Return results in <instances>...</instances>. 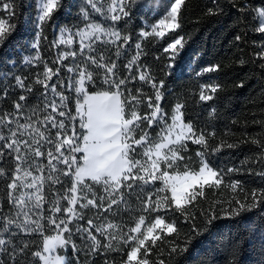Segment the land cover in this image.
<instances>
[{"label":"trees","instance_id":"16d2710c","mask_svg":"<svg viewBox=\"0 0 264 264\" xmlns=\"http://www.w3.org/2000/svg\"><path fill=\"white\" fill-rule=\"evenodd\" d=\"M37 1L0 0V9H3L4 4H9L12 9L10 19L7 9L0 10V18L8 20V26L11 27L10 34L6 36L3 43H0V116L8 113L10 114L9 119L13 121L18 119L20 123H25V117L30 116L35 122L38 119L42 121L46 115L51 114L57 120L64 119L67 124L66 117L58 116V111L61 110L59 107L57 112H52L51 107L45 108V105L53 100L59 106L60 100L51 92L50 87L45 89L36 83V79L38 74L43 73L45 63L54 70L60 67L59 77L53 76L52 81L48 83L51 85L58 79L63 81V87L57 85V91H62L69 97V107L72 114H75V92L68 85L70 78H75L77 73L68 72L67 67L75 64L83 66L86 62V55H80V45L76 41L71 47L57 44L56 34L61 27H67L73 31L85 27L87 22L79 15L84 0H61V6L54 13L53 19L48 21L43 28L39 37V47L33 48L32 45L37 42L36 33L41 31L34 23ZM108 2L109 0H104L102 6L106 7ZM172 2L174 0H135V3L131 5V16L116 25L131 38L121 56L117 58L116 46L101 41H94L95 51L90 54L96 56L97 59L99 54H103L107 60L115 61L117 78L129 77L131 72L136 79L129 80L126 88L131 89L133 95L137 94L138 89L141 90L143 97L154 95L151 83L139 80L141 72L148 73L157 83L163 80L164 99L161 105L164 111L170 115L175 104L182 103L185 122H191L198 132L204 131L210 146L218 145L222 141L233 143L235 145L233 148L225 147L216 153H211L209 149V160L213 166L223 169L225 173L228 168H236L239 171L226 174L224 183L219 187H206L203 196L187 206V220L184 214L171 209L161 213L169 220L174 219L179 231L178 234L158 241L149 259L153 262L163 259L166 264H264V202L251 211L241 212L239 216L228 217L222 211L229 207V201H233L232 206H236L235 199L244 201L248 196V202H251L249 195L251 191L264 189V175H260L264 173V58L261 56L262 47H264V33L257 31L259 27L257 13L259 10H264V0H185L179 29L167 33L162 39L154 36L142 39L139 31L144 26L156 23L163 18ZM209 9L213 10V14H209ZM88 11L90 19L101 20L99 14H94L90 7ZM105 23H111V21ZM149 29L148 27L146 31H150ZM181 36L184 38V47L176 58V67L169 72L167 65L170 63L171 53L165 52L164 49L173 42V37ZM107 39L108 37L101 38V40ZM137 42L141 44L140 55L136 63L128 68L126 67L128 61L138 51L135 48ZM66 51H76L75 60L69 57L67 60L54 63L59 55ZM85 53L88 54L87 49ZM37 55L40 57L39 60L35 59ZM26 59L32 62L28 63ZM212 65H219V70L202 72L203 68ZM87 67L96 73L95 84L90 86V91L106 87L102 80L103 70L96 68L91 62H87ZM197 73L201 74L197 75ZM16 76L24 79L25 85L31 86L32 91L28 92L17 86ZM40 78L43 79V76L41 75ZM202 84L220 85L215 93H208L213 96V99L200 100ZM21 95L26 96L27 99L20 101ZM16 102L23 105L19 112L14 107ZM33 109L36 114H33ZM63 110L68 111V109ZM140 111L143 114L150 110L147 109L145 103ZM36 126L55 139L57 129L51 128L50 124L47 128L44 124ZM75 126L79 130L78 120ZM10 128H15V123L7 127L0 125V134L9 136ZM142 128L146 129L153 139L159 132L156 125L148 128L146 122L142 124ZM212 132L215 136L210 135ZM26 138L27 136L21 137V139ZM253 140L258 143H253ZM2 143L0 141V144ZM41 144L45 152L53 147L45 141H41ZM199 150H201L200 145L188 141V151L183 155L192 158L191 167H196L198 158L195 153ZM8 151L5 149V157L0 159V168H3L6 174L5 177H0V205L3 206V212L0 215L13 216L15 209L7 201L6 185L10 182L8 178L11 177L17 162L14 156L7 155ZM38 159L47 166L46 155ZM53 163L57 162L54 160ZM57 166L65 167L59 164ZM33 173L40 175L35 169ZM48 174L49 169L45 167L43 175ZM61 179L62 184L51 185L50 181L46 182L45 193L49 200L56 193L62 195L70 187L69 177L61 176ZM231 180H240L241 188L233 192L227 187ZM49 186L52 189L51 192H49ZM161 186V182L156 181L154 185L146 186L144 192L135 186L131 190L126 187L122 188L123 200L113 205L108 211L104 210L107 207V199L104 201V208L89 206L80 209L79 204L76 205L83 219L74 220L70 225L72 230L70 240L75 243L78 251L73 252L69 246L67 254L81 264H106V262L107 264H123L126 260V251L129 250L124 244L116 245L120 251L102 248L93 255L90 251L91 241L87 239V232H78L76 229L78 227L88 228V220L91 219L96 226L104 225L106 228L107 224L112 222L127 232L129 228L135 226L136 219L142 214L139 210L142 207V201L147 198V193ZM19 191L14 195H18ZM93 191L97 196H106L101 185H93ZM88 196L91 198V193H88ZM84 202L81 201V203ZM61 204L66 206L67 201L62 200ZM44 209L45 215H49L48 204L44 205ZM209 209L215 211L218 219L213 221L207 231L194 236L186 253L169 256L172 242L181 247L184 246L186 238L193 235L192 224L201 228L204 223L203 214ZM60 215L57 214V216ZM2 223L3 221L0 220V224ZM12 230L18 233L12 238L18 246L21 241L29 243L27 254L22 261L18 260V264H30L31 252L40 245L41 237L37 234L25 235L14 227ZM114 231L116 230L107 229L108 233ZM45 232L46 234L55 233L47 227ZM92 232L102 244L107 243L105 237L95 232L94 228ZM0 238L8 239L9 236L4 233ZM161 251L163 255H160ZM3 259L5 264H9L6 255Z\"/></svg>","mask_w":264,"mask_h":264},{"label":"snow or ice","instance_id":"6c2138e0","mask_svg":"<svg viewBox=\"0 0 264 264\" xmlns=\"http://www.w3.org/2000/svg\"><path fill=\"white\" fill-rule=\"evenodd\" d=\"M134 3L135 0H109L105 7L102 6L104 0H84L81 5L79 15L87 23L84 29L77 30L75 35L79 37V52L82 56L86 55V62L83 66L80 64L72 67L65 66L68 72L77 73L75 78H70L68 85L75 92V114H72L69 107V97L62 91H57V85L63 87V81L58 79L51 85L48 83L52 81L53 76L59 77L60 67L54 70L45 63L43 73L38 74L36 83L45 89L50 87L51 92L60 100L59 106L53 100L45 105V108L51 107L52 112H57L59 107L61 110L58 111V116L66 117L67 124L64 119L57 120L51 114L46 115L42 121L38 119L35 122L30 116L25 117V123H20L18 119L15 121L9 119L10 114L8 113L0 116V125L7 127L15 123V128L9 129V136L0 134V141L3 142L0 144V159L5 157V149H7L9 150L7 155L14 156L17 162L11 177L8 178L10 182L6 185L7 201L15 212L13 216L0 215V220L3 221L0 224V236L4 233L9 236L8 239L0 238V264H5L4 255L8 257L9 264H18V260L22 261L29 249L27 241H21L19 246L14 242L12 238L18 233L12 230L13 227L25 235L37 234L41 237L40 245L31 252L30 264H73L72 258L66 254L69 246L73 252L78 251L75 243L70 240L72 234L70 225L74 220L83 219L76 205L79 204L80 209L89 206L104 208V201L107 199V207L104 210L108 211L113 205L123 200L122 188L126 187L131 190L135 186L144 192L146 186L154 185L156 181H160L162 186L147 193V198L142 201V207L139 210L142 214L136 219L135 226L129 228L127 232L112 222H109L106 228L104 225L96 226L91 219L88 220V228L78 227L76 231L87 232V239L91 241L90 251L93 255L102 248L120 251L116 245L122 243L129 249L126 251V260L123 264H166L163 259L155 262L149 259L158 241L178 234L179 231L176 221L167 219L166 215L161 213L171 209L184 214L187 220V206L202 197L206 187H219L224 183L226 174L239 171L236 168H228L225 173L223 169L213 166L209 160V149L211 153H216L225 147L233 148L235 146L233 143L222 141L218 145L210 146L204 131L198 132L191 122H185L182 103H176L170 115L164 111L161 105L164 99L163 80L157 83L148 73L141 72L139 80L151 83L154 95L143 97L139 89L137 94L133 95L132 90L126 88L129 80L136 79L131 72L129 77L117 78L115 61L107 60L103 54H99L98 59L90 54L95 51L94 41H101L116 46V56L117 58L121 56L131 38L116 25L131 16V5ZM184 4L185 0H174L170 3L163 18L147 25L150 31L141 30L139 36L142 39L150 36L162 39L167 33L175 32L181 27L180 16ZM60 6L61 0H38V15L34 23L41 31L36 33L37 42L32 45L33 48L39 47V37L44 26L53 19L54 13ZM89 7L94 14H99L100 21L90 19ZM3 9L8 10L10 19L11 6L4 4ZM209 14H213L212 9H209ZM257 17L259 20L257 31L264 33V10L258 11ZM107 21L111 23H105ZM8 25V20L0 18V43H3L6 36L10 34L11 27ZM59 31V43L71 45L72 36L69 35L65 39L64 35L65 32L71 33V29L61 27ZM102 37H108V39L101 40ZM117 42L120 43L117 44ZM183 47L184 38L181 36L173 37V42L164 49L165 52L171 53L170 63L167 65L169 72L176 67V58ZM135 48L138 51L128 61L126 65L128 68L136 63L140 55L141 44L137 42ZM85 49L88 54L85 53ZM76 56V51L62 52L54 63L67 60L69 57L75 60ZM261 56L264 58V47H262ZM35 59L39 60L40 57L37 55ZM26 62L31 63L32 61L26 59ZM87 62L103 70L102 80L106 87L90 91V86L95 84L96 73L88 69ZM218 70L219 65H212L203 68L202 72ZM200 74L197 73V75ZM41 75L43 79L40 78ZM15 81L21 89L32 91L31 86H26L21 77L16 76ZM219 88L218 84H202L200 100L213 99V96L208 93H215ZM26 99L24 95L19 97L20 101ZM145 103L150 111L142 114L140 109ZM14 107L19 112L23 105L16 102ZM63 109H68V111ZM33 114H36L35 109H33ZM77 120L79 130L75 126ZM145 122L148 128L153 125L159 128L155 139L146 129L142 128ZM38 124H44L45 128L50 124L51 128L57 129L55 139L50 134L46 135L45 131L36 126ZM48 132L50 133V129ZM210 135L215 136V133L212 132ZM25 136H27L26 139H21ZM41 141L53 147L45 152L42 150ZM188 141L201 146V150L195 153L198 158L196 167L190 166L191 157L183 155L188 151ZM252 142L258 143L256 140ZM45 155L48 158L47 166L38 159ZM54 160L56 164L53 163ZM58 164L65 167L60 168ZM45 167L49 169L47 176L43 175ZM33 169L40 175H35ZM5 175V170L0 168V177H5ZM61 176L70 178V187L62 195L56 193L49 200L45 193V184L48 181L51 185L62 184ZM137 181L140 183L137 184ZM93 185H101L106 196H97L93 191ZM241 185L240 180H231L227 187L235 192L241 188ZM18 190H20L19 194L14 195ZM51 191L49 186V192ZM88 193H91V198ZM249 195L251 202H248V196L244 201L235 199L236 206H232L233 201H229V207L222 209L224 215L239 216L241 212L251 211L264 202V189H253ZM62 200L67 201L66 206L61 204ZM81 201L85 202L81 203ZM45 204L49 205L47 216L45 215ZM2 212L3 206L0 205V213ZM58 213L61 215L57 216ZM203 215V226L197 228L193 223V235L186 238L182 247L172 242L169 256L186 253L194 236L207 231L213 221L218 219L213 209H209ZM46 227L54 231L55 235L46 234ZM92 228L104 236L107 243L102 244L101 240L93 234ZM107 229L116 231L108 233ZM160 255H163V251Z\"/></svg>","mask_w":264,"mask_h":264},{"label":"rangeland","instance_id":"374dc122","mask_svg":"<svg viewBox=\"0 0 264 264\" xmlns=\"http://www.w3.org/2000/svg\"><path fill=\"white\" fill-rule=\"evenodd\" d=\"M260 11V10H259ZM37 15H38V1H37V12H36V17H37ZM70 29V28H69ZM81 29H84V27L83 28H81ZM150 30V29H149ZM77 31H73L72 29H71V33H69V32H65V39H67L68 37H69V35H71L72 36V40H73V42H72V44L74 43V41H76L78 44H79V37L78 36H76L75 35V33H76ZM59 38H60V31L58 30L57 31V34H56V43L57 44H60L59 43ZM86 43H87V41H86ZM72 44L71 45H69V44H60V45H64V46H66V47H71L72 46ZM30 159V158H29ZM52 235H55V233H53ZM68 250V249H67ZM63 254V253H62ZM66 254H67V252H66ZM68 255V254H67ZM69 256V255H68ZM70 258H72L71 256H69ZM72 260H73V264H77V261L74 259V258H72ZM78 264H81V263H78Z\"/></svg>","mask_w":264,"mask_h":264},{"label":"built area","instance_id":"2783aa9c","mask_svg":"<svg viewBox=\"0 0 264 264\" xmlns=\"http://www.w3.org/2000/svg\"><path fill=\"white\" fill-rule=\"evenodd\" d=\"M147 28H148L147 26H144L143 29H141V30H146ZM140 31H139V33H140Z\"/></svg>","mask_w":264,"mask_h":264}]
</instances>
